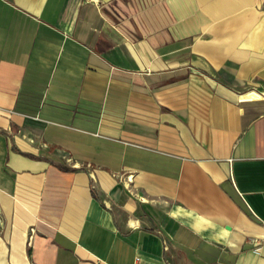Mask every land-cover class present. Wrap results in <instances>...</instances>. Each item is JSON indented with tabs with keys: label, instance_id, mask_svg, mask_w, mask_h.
<instances>
[{
	"label": "crops",
	"instance_id": "0c3cea01",
	"mask_svg": "<svg viewBox=\"0 0 264 264\" xmlns=\"http://www.w3.org/2000/svg\"><path fill=\"white\" fill-rule=\"evenodd\" d=\"M7 264H264V0H0Z\"/></svg>",
	"mask_w": 264,
	"mask_h": 264
},
{
	"label": "bare ground",
	"instance_id": "6f19581e",
	"mask_svg": "<svg viewBox=\"0 0 264 264\" xmlns=\"http://www.w3.org/2000/svg\"><path fill=\"white\" fill-rule=\"evenodd\" d=\"M0 264H7L5 260V249L0 248Z\"/></svg>",
	"mask_w": 264,
	"mask_h": 264
}]
</instances>
